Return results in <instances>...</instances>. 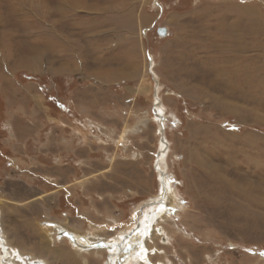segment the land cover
<instances>
[{"label":"rangeland","instance_id":"374dc122","mask_svg":"<svg viewBox=\"0 0 264 264\" xmlns=\"http://www.w3.org/2000/svg\"><path fill=\"white\" fill-rule=\"evenodd\" d=\"M0 93L10 248L264 264V0H0Z\"/></svg>","mask_w":264,"mask_h":264},{"label":"bare ground","instance_id":"6f19581e","mask_svg":"<svg viewBox=\"0 0 264 264\" xmlns=\"http://www.w3.org/2000/svg\"><path fill=\"white\" fill-rule=\"evenodd\" d=\"M162 190H163V195H165V197H167L170 200V202H172V198H174V196H173L174 192H173L172 188L167 184V182L163 186ZM152 216H151V214L147 215L148 218H150ZM150 220H152V219H150ZM150 220L148 219V222L146 224L144 223L145 225L140 227V229L135 234V236L131 237L132 239L130 238L132 241L134 240L135 242L133 243V246L130 247V249H129L130 251L128 252L129 254H127V252H126L127 257L124 258L122 260L123 262H121V263L126 264L127 262H130V260L142 259V256H143L142 254H145V251H144V248H143V239L145 238V235H146L147 239H151V240L153 239L152 235L153 236H158V237L163 235L164 228L162 227V225H160L161 223L157 224V222H154L153 229L150 231V227H152V224L150 223ZM2 234H1V238H0L1 240L0 241H1L3 257H0V264H35V262H40L41 264H44L42 261L34 259L32 255L25 256L22 252H20V251H18L16 249H13V247L10 248L8 243H7V241L3 238ZM148 236H150V238H148ZM131 240H127L126 242L123 241L121 243V245H124L123 247H120V248L117 247V245L120 244V242H119L117 244H113V247L112 246L111 247L108 246L107 248L109 249L111 255H113V257L115 258L117 256V254H112V252L114 251L113 249L114 248L115 249L118 248L116 250L117 251L119 250V251L116 252V253H119L120 251L123 252L125 246L127 248L128 244L130 243ZM162 241L164 242V241H166V239L162 238ZM121 256L123 257V255H121ZM137 261H139V260H137Z\"/></svg>","mask_w":264,"mask_h":264},{"label":"crops","instance_id":"0c3cea01","mask_svg":"<svg viewBox=\"0 0 264 264\" xmlns=\"http://www.w3.org/2000/svg\"><path fill=\"white\" fill-rule=\"evenodd\" d=\"M2 100H3V98H2L1 93H0V115H2L1 110H2V108H3V106H4ZM1 118H2V117H1Z\"/></svg>","mask_w":264,"mask_h":264},{"label":"water","instance_id":"95a60500","mask_svg":"<svg viewBox=\"0 0 264 264\" xmlns=\"http://www.w3.org/2000/svg\"><path fill=\"white\" fill-rule=\"evenodd\" d=\"M166 30L164 29V28H161V29H158V33L160 34V35H164L166 32H165Z\"/></svg>","mask_w":264,"mask_h":264}]
</instances>
